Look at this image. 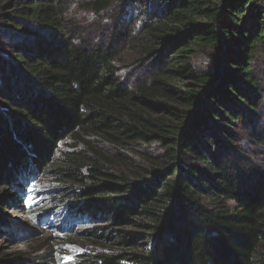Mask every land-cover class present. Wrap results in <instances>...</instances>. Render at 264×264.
<instances>
[{
  "label": "trees",
  "instance_id": "trees-1",
  "mask_svg": "<svg viewBox=\"0 0 264 264\" xmlns=\"http://www.w3.org/2000/svg\"><path fill=\"white\" fill-rule=\"evenodd\" d=\"M85 7L117 18L98 41L68 0H0V203L53 173L119 227L121 249L78 264H264V0Z\"/></svg>",
  "mask_w": 264,
  "mask_h": 264
},
{
  "label": "rangeland",
  "instance_id": "rangeland-1",
  "mask_svg": "<svg viewBox=\"0 0 264 264\" xmlns=\"http://www.w3.org/2000/svg\"><path fill=\"white\" fill-rule=\"evenodd\" d=\"M68 3L71 6L68 19L75 24L74 30L87 40H100L116 24L115 15H96L93 10L86 9L88 0H68ZM124 59L132 58L125 56ZM203 59H198V66L208 65L209 62ZM92 142L106 153L117 157L125 154L123 162L128 165V159L134 157L132 152L111 149L94 137ZM72 145L70 139L63 141L58 156L62 158L65 152H75L77 148ZM82 148L80 144L78 149ZM123 162L118 164L127 168ZM22 187L24 193L15 194L12 202L0 203V211L12 223L10 229L6 227L0 234V256L16 258L25 264H78L83 255L93 257L98 252L121 249L116 239L119 227L111 228V223L105 221L93 223L76 213L77 200L71 198L70 189L53 173L36 175ZM4 193L0 188V197ZM96 227L100 229L94 230ZM93 234L105 236L94 237Z\"/></svg>",
  "mask_w": 264,
  "mask_h": 264
}]
</instances>
